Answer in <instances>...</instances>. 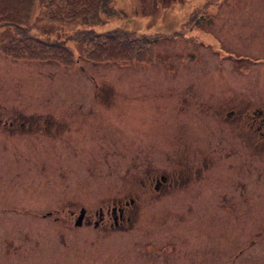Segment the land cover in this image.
Masks as SVG:
<instances>
[{"label": "rangeland", "instance_id": "1", "mask_svg": "<svg viewBox=\"0 0 264 264\" xmlns=\"http://www.w3.org/2000/svg\"><path fill=\"white\" fill-rule=\"evenodd\" d=\"M114 6L118 14L97 30L164 36L152 62L83 58L66 69L0 50V264H234L255 236L258 245L244 247L235 264H264V138L256 154L224 142L234 154H211V168L186 182L222 124L214 116H264V0ZM41 19L44 36H64ZM13 32L0 28V48ZM54 130L63 134L29 135ZM179 157L185 178L151 188L148 177L182 171ZM129 197L137 201L124 231L75 226L82 208L96 220Z\"/></svg>", "mask_w": 264, "mask_h": 264}, {"label": "trees", "instance_id": "2", "mask_svg": "<svg viewBox=\"0 0 264 264\" xmlns=\"http://www.w3.org/2000/svg\"><path fill=\"white\" fill-rule=\"evenodd\" d=\"M112 0H0V28H11L14 37L4 43L3 54L16 60H39L71 65L76 62L70 41L85 45L88 60L146 61L161 36L144 37L114 30L97 33L94 27L110 13ZM114 12L111 14V16ZM55 25L62 38L39 34L36 18Z\"/></svg>", "mask_w": 264, "mask_h": 264}, {"label": "flooded vegetation", "instance_id": "3", "mask_svg": "<svg viewBox=\"0 0 264 264\" xmlns=\"http://www.w3.org/2000/svg\"><path fill=\"white\" fill-rule=\"evenodd\" d=\"M260 109H257V112ZM219 120L220 125L217 130H213L210 132L209 136H207V139L209 140L208 146L206 147L208 150L206 153V156L203 159L202 165L198 167L197 164H193L188 169V174L186 178V182L190 181L191 174L193 170H197L198 168L203 169L204 168H211V165L215 162L214 158L211 154L219 152V151H225L226 155H232L234 154V151L229 149L226 150V148L223 146V143L225 142L227 144V141H235V153H239L241 150L248 149L252 153H255L257 151H260V148L258 147V144H255L257 140H259V137L264 138V116L262 113L260 114H251V115H239V116H230V115H220V116H214ZM231 117H235L236 119H232ZM208 118V116H207ZM7 125V124H6ZM12 125V124H11ZM25 126V125H24ZM55 132H49L48 134H53L54 136L45 134L46 132H40V131H30L29 135H42L44 137H50V138H58L61 134H63L60 130H54ZM230 131L228 134L227 132ZM247 139L248 143L244 142L241 139ZM216 140L215 144L212 140ZM248 146V147H246ZM177 150H180L178 147ZM181 157H179L178 160H174V164L180 169H182L181 172H174L169 177L162 176V177H148L149 184L151 185V188L155 189L157 192L162 191L164 189H167L168 184L172 182L173 180L182 179L185 178L184 173L185 169H187L186 166L180 165L178 162L181 161ZM184 172V173H183ZM151 179V180H150ZM147 180V181H148ZM177 183V182H176ZM146 184V183H145ZM136 199L134 197H129L123 202H120L119 205H115L113 207H108L105 209L104 207L96 212L95 217L96 220H90L89 218L86 219L87 214H85L84 218L81 220L80 225L84 226V224H87L86 226H90L94 224L95 229L98 228H106L110 227L113 230L119 229L117 232H122L125 230V226L130 224L131 222V216L130 212L132 210L130 207H134L136 203ZM99 218V220H97Z\"/></svg>", "mask_w": 264, "mask_h": 264}]
</instances>
